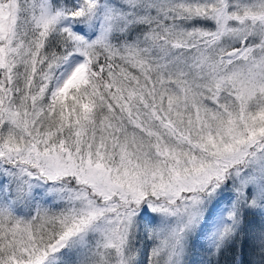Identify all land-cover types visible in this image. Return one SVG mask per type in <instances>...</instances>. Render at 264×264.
Masks as SVG:
<instances>
[{
  "label": "snow or ice",
  "instance_id": "snow-or-ice-1",
  "mask_svg": "<svg viewBox=\"0 0 264 264\" xmlns=\"http://www.w3.org/2000/svg\"><path fill=\"white\" fill-rule=\"evenodd\" d=\"M0 264H264V0H0Z\"/></svg>",
  "mask_w": 264,
  "mask_h": 264
}]
</instances>
